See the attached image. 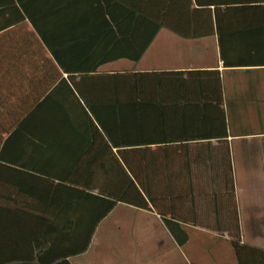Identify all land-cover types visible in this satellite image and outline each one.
Masks as SVG:
<instances>
[{
  "label": "trees",
  "instance_id": "obj_1",
  "mask_svg": "<svg viewBox=\"0 0 264 264\" xmlns=\"http://www.w3.org/2000/svg\"><path fill=\"white\" fill-rule=\"evenodd\" d=\"M4 11L0 31L30 22L53 57L26 49L39 66L25 73L49 81L33 107L4 116L0 159L14 140H73L74 132L83 147L73 176L60 179L83 189L67 203L84 223V250L124 202L156 211L180 244L189 239L184 224L201 225L228 233L237 264H264V248L242 240L229 145L217 161L192 157L191 141L227 140L221 70H100L139 61L164 28L191 39L217 35L225 66L264 65V0H5ZM200 165L212 176L199 178Z\"/></svg>",
  "mask_w": 264,
  "mask_h": 264
},
{
  "label": "crops",
  "instance_id": "obj_2",
  "mask_svg": "<svg viewBox=\"0 0 264 264\" xmlns=\"http://www.w3.org/2000/svg\"><path fill=\"white\" fill-rule=\"evenodd\" d=\"M7 13L1 12L0 17ZM161 31L139 61L120 58L100 70H221L227 140L191 141L192 157L199 164L217 161L229 145L242 240L264 248V65L225 66L217 35L185 38L191 39L188 43ZM34 33L38 35L30 22L0 31V151L9 135L4 116L21 113L23 106L33 107L43 98L40 91L49 81L42 74L25 73L39 66L34 56L26 60V49H44L47 57H53ZM162 38L176 44L167 49L157 42ZM189 49L198 51L196 59L185 58ZM64 77L68 78L66 73ZM60 78L52 80L48 90ZM71 135L73 140H14L6 158L0 159V264H151L160 252L168 258L179 255L180 264H237L227 232L186 223L189 239L180 244L160 214L124 202L100 221L84 250V223H76L73 204L67 203L83 189L60 179L72 175L70 164L83 147L75 141L74 132ZM196 173L209 178L213 172L200 165ZM137 214L146 219L137 220Z\"/></svg>",
  "mask_w": 264,
  "mask_h": 264
},
{
  "label": "rangeland",
  "instance_id": "obj_3",
  "mask_svg": "<svg viewBox=\"0 0 264 264\" xmlns=\"http://www.w3.org/2000/svg\"><path fill=\"white\" fill-rule=\"evenodd\" d=\"M161 32H162L161 34H169L170 37L173 38V40L174 39L175 40H179V41L187 40L188 43L191 42V39H185L184 37H181V36L171 32L168 29L164 28ZM157 42H158V44H163L165 48L168 46L167 49L172 47L173 44H176L175 41L174 42L173 41L170 42V41L164 40L163 38L162 39H158ZM197 53H198L197 50L189 49L187 54L184 55V56H185V58H187V60H189L191 58L196 59L197 58ZM135 217H136L137 220L146 219L145 217H141V215H139V214L134 216V218ZM127 218L131 219L132 217H131V215H129V216H127ZM156 252H158V250ZM177 259L179 260L178 264H180L182 259H181V257L179 255L178 256H171V258H168V257H165L164 255H162L161 252H160V254L158 256L153 258V261L151 262V264H169V263L170 264H177V262H178Z\"/></svg>",
  "mask_w": 264,
  "mask_h": 264
}]
</instances>
